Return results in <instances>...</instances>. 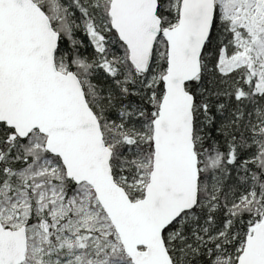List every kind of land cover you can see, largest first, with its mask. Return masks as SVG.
I'll return each instance as SVG.
<instances>
[{
	"label": "snow or ice",
	"instance_id": "obj_1",
	"mask_svg": "<svg viewBox=\"0 0 264 264\" xmlns=\"http://www.w3.org/2000/svg\"><path fill=\"white\" fill-rule=\"evenodd\" d=\"M0 264H264V0H0Z\"/></svg>",
	"mask_w": 264,
	"mask_h": 264
}]
</instances>
